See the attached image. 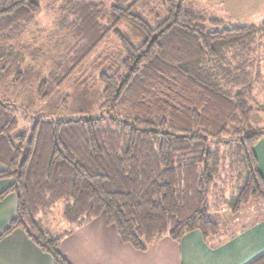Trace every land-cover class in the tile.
Masks as SVG:
<instances>
[{
	"label": "trees",
	"instance_id": "trees-1",
	"mask_svg": "<svg viewBox=\"0 0 264 264\" xmlns=\"http://www.w3.org/2000/svg\"><path fill=\"white\" fill-rule=\"evenodd\" d=\"M40 4L0 0V88L29 85L42 103L110 37L118 52L98 76L95 116L31 113L0 95V180L11 181L0 202L9 194L17 202L0 241L22 230L52 264H69L61 240L99 217L142 252L193 231L213 238L218 214L249 201L264 210L254 154L264 126L253 122L264 103V22L232 26L190 0L159 9L155 0H56V27L74 43L43 78L11 56ZM59 203L68 229L54 235L38 217ZM248 264H264V253Z\"/></svg>",
	"mask_w": 264,
	"mask_h": 264
},
{
	"label": "rangeland",
	"instance_id": "rangeland-1",
	"mask_svg": "<svg viewBox=\"0 0 264 264\" xmlns=\"http://www.w3.org/2000/svg\"><path fill=\"white\" fill-rule=\"evenodd\" d=\"M56 0H41V11L26 32L13 43L12 55L21 60V69L32 68L41 77H47L53 63L66 54L74 41L66 30L59 31L57 22ZM102 3L108 6L110 0H84ZM166 0H155L160 7ZM197 8L205 9L217 18L226 19L232 26H256L264 22V0H190ZM117 40L110 37L86 62L84 71L76 75L69 83L56 90L45 102H38L32 88L27 85L18 89L8 83L0 88V95L27 107L31 113H43L61 119H77L95 116L96 105L101 92L98 76L109 67L112 56L118 52ZM264 44V43H263ZM21 47L24 50L21 51ZM15 53V54H13ZM16 56V57H17ZM259 112L254 113L255 126H264V103L258 101ZM22 125L20 133L26 128ZM258 202L249 201L242 206L236 215L224 211L218 214L221 230L230 235L247 226L256 219ZM63 204H57L46 218L45 229L56 235L62 230L58 228L61 221ZM52 227V228H51Z\"/></svg>",
	"mask_w": 264,
	"mask_h": 264
},
{
	"label": "crops",
	"instance_id": "crops-1",
	"mask_svg": "<svg viewBox=\"0 0 264 264\" xmlns=\"http://www.w3.org/2000/svg\"><path fill=\"white\" fill-rule=\"evenodd\" d=\"M254 154L264 179V138L255 146ZM4 169L0 164V172ZM10 185L11 181L0 180V193ZM255 205L259 212L256 219L226 237L221 230L219 235L203 241L193 231L179 242L163 237L141 252L123 244L115 229L99 217L75 228L61 240L59 249L69 264H248L264 253V210L260 204ZM16 206L13 194L0 202V235L15 218ZM51 213L38 217L44 228ZM59 227L62 228L59 233L68 229L62 218ZM0 264H52V261L22 230H15L0 241Z\"/></svg>",
	"mask_w": 264,
	"mask_h": 264
}]
</instances>
